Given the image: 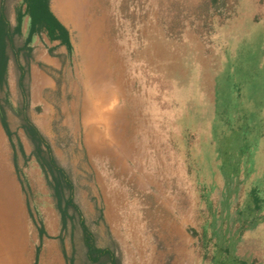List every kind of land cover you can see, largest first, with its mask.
Segmentation results:
<instances>
[{
    "label": "rangeland",
    "instance_id": "374dc122",
    "mask_svg": "<svg viewBox=\"0 0 264 264\" xmlns=\"http://www.w3.org/2000/svg\"><path fill=\"white\" fill-rule=\"evenodd\" d=\"M19 1L0 6L14 26L30 5ZM224 1L217 9L212 0H84L81 21L66 22L75 42L69 63L47 71L56 87L34 86L30 74L28 113L71 174L98 245L111 243L109 231L123 264H264V0ZM23 20L21 40L29 10ZM9 68L13 136L0 118V241L18 240L6 246L13 264L38 256L55 264L61 215L38 161L19 151V140L27 156L33 147L21 127L14 58ZM63 236L66 262L85 264L78 236Z\"/></svg>",
    "mask_w": 264,
    "mask_h": 264
},
{
    "label": "trees",
    "instance_id": "16d2710c",
    "mask_svg": "<svg viewBox=\"0 0 264 264\" xmlns=\"http://www.w3.org/2000/svg\"><path fill=\"white\" fill-rule=\"evenodd\" d=\"M2 2H4V0H0V6H2ZM29 3L28 10L30 11L31 28L27 38L24 40H21V38H23L22 22L24 21L25 15L28 14V10L18 15L16 26L11 23L9 9H7L6 15H3L0 11V118L2 124L8 135L12 137L13 133L9 127L6 111L9 99L5 92H7L9 86L10 62L14 58L20 71L19 87L23 98L19 113L21 127L28 137L33 149L30 156H27L25 147L20 140L18 141V148L26 159L35 157L48 178L57 209L61 215L62 235L60 239L62 245L65 244L63 234H67L69 237L72 236L74 239L78 236L79 242H77V245L75 243V249L76 246H80L84 250L83 256L85 258V264H123L122 256L118 254L119 244L113 239L110 232H108V240H110L111 243L104 247L98 245L99 237L97 232L90 226L87 219H85L81 207L75 200V185L71 178V174L61 165L49 139L32 121L28 113L31 102V91L29 87L30 66L34 51V47L31 44L34 36L46 32L52 41L62 40L64 37L62 40L63 43L67 44L70 51L73 48L67 37L64 26L50 11L49 0H29ZM212 3L217 9L226 6L224 0H212ZM18 42L20 44L19 46ZM19 58L20 60L24 58L26 64H20ZM37 110L39 111L40 107H37ZM260 191L259 188L255 187L251 192L257 204L256 206L259 209L262 208ZM103 218V214L100 213V219L102 220ZM46 233L45 227L40 226V237L45 236ZM193 233L198 235V232L194 229ZM40 250L41 247L39 246L37 250L38 254ZM64 250L65 253H67L66 249ZM256 261L257 260H254L251 263L244 261L245 263L243 264H256ZM68 264H75L71 257H68Z\"/></svg>",
    "mask_w": 264,
    "mask_h": 264
},
{
    "label": "crops",
    "instance_id": "0c3cea01",
    "mask_svg": "<svg viewBox=\"0 0 264 264\" xmlns=\"http://www.w3.org/2000/svg\"><path fill=\"white\" fill-rule=\"evenodd\" d=\"M52 8H53V6H52ZM53 10H54V8H53ZM57 15H58L59 18H57V17L56 18L64 26V28L66 30V31L65 30L64 31L66 32L67 37H68V39L71 42L72 47H73L74 46V38H73L72 30L70 29L68 24L61 19L60 15L58 13H57ZM26 16L27 15H25V17ZM17 18H18V15H17ZM43 35L44 36L46 35L48 41H46V43L43 44L41 48H38V46L36 45L37 44L36 43V39H39V38L43 37ZM63 39H64V37H63ZM62 40L52 41L50 39V37L48 36V33H46V32H44L42 34H36L34 36L33 42L31 44L34 47L33 60H31V66H30V74H31L32 79L34 78L33 79L34 86L36 85L37 87H41L43 85V86H50L51 88H55L56 87V83L52 82L50 77L47 75V71L50 70V68H54V69H57V70L62 69L64 67V65L69 63V61H68L69 58L68 57L71 55V53L74 50V47H73L72 50L70 51L68 49L67 44L63 43ZM55 244H56V248L52 249V253L53 254H52L51 262L54 261L55 264H68L67 263L68 261L66 262V255L64 254L62 241H58ZM51 245H53V244L50 243V246ZM57 252L60 253V254H58ZM62 256L65 259H63ZM38 257H36V258L38 259ZM37 259H36L35 264L39 263Z\"/></svg>",
    "mask_w": 264,
    "mask_h": 264
},
{
    "label": "bare ground",
    "instance_id": "6f19581e",
    "mask_svg": "<svg viewBox=\"0 0 264 264\" xmlns=\"http://www.w3.org/2000/svg\"><path fill=\"white\" fill-rule=\"evenodd\" d=\"M19 1V0H18ZM84 2V0H53V8H54V10L60 15V17H61V19L64 21V22H68L70 19H71V16L73 15V17H74V19H76V21H81V16H82V14H83V10H82V8H83V2ZM19 3H20V1H19ZM64 3V4H63ZM18 4V3H17ZM19 9V8H18ZM17 15V14H16ZM15 15V16H16ZM17 18V17H16ZM23 23V22H22ZM21 24V23H20ZM79 24V23H78ZM21 26V25H20ZM76 33V32H75ZM78 41V40H77ZM75 43V42H74ZM77 46V45H76ZM74 47V46H73ZM76 48V47H75ZM80 48V47H79ZM48 50V49H47ZM77 51V50H76ZM86 51V50H85ZM69 56V55H68ZM85 57V56H84ZM69 58V57H68ZM44 59V58H43ZM51 63V62H50ZM47 64V63H46ZM45 64V65H46ZM78 64V63H77ZM49 66V65H48ZM80 69V68H79ZM112 70V69H111ZM81 71V70H80ZM73 75H74V73H73ZM104 76V75H103ZM69 80V79H68ZM108 80V79H107ZM112 81V80H111ZM68 82V81H67ZM170 84V83H169ZM123 85V84H122ZM122 87V86H121ZM97 90V89H96ZM169 90V89H168ZM103 91V90H102ZM86 94V93H85ZM110 95V94H109ZM126 95V94H125ZM135 95V94H134ZM115 96V95H114ZM86 98V97H85ZM134 98V97H133ZM136 98V97H135ZM156 98V97H155ZM107 100L109 99V98H106ZM157 99V98H156ZM110 103V102H109ZM120 103V102H119ZM132 104H133V102H131ZM98 105H99V103H98ZM70 106V105H69ZM68 107V106H67ZM109 108V107H108ZM111 108V107H110ZM163 109H164V107H163ZM128 110V109H127ZM109 111V110H108ZM87 112V111H86ZM150 113V112H149ZM150 114H152V113H150ZM154 115H156V114H154ZM79 117H80V114H79ZM70 121V120H69ZM131 122V121H130ZM72 124V123H71ZM129 124V123H128ZM81 125V124H80ZM126 127V126H125ZM134 128V127H133ZM75 129V128H74ZM101 129V128H100ZM125 129V128H124ZM73 130V129H72ZM102 130V129H101ZM47 131V130H46ZM74 131V130H73ZM82 131V130H81ZM127 131H128V129H127ZM134 132V131H133ZM124 133V132H123ZM129 133V132H128ZM178 134V133H177ZM103 135V134H102ZM179 135V134H178ZM81 136V135H80ZM134 138V137H133ZM180 139H183V138H181V137H179ZM81 139V138H80ZM82 140V139H81ZM120 141V140H119ZM131 141V140H130ZM182 141V140H181ZM0 142H1V139H0ZM126 142H127V140H126ZM111 144V143H110ZM124 147V146H123ZM128 147V146H127ZM126 147V148H127ZM80 150V149H79ZM85 150V149H84ZM117 150V149H116ZM127 150V149H126ZM183 150V149H182ZM129 152V151H128ZM195 153V152H194ZM83 154H84V152H83ZM124 154V153H123ZM185 154V153H184ZM83 156V155H82ZM86 156H89V155H86ZM107 156V155H106ZM192 157H193V155H192ZM186 159H187V157H185ZM194 158V157H193ZM99 159V158H98ZM195 159V158H194ZM97 160V159H96ZM95 160V161H96ZM100 160V159H99ZM106 160V159H105ZM196 161V160H195ZM186 163H187V161H186ZM190 163V162H189ZM197 163V162H196ZM79 164V163H78ZM80 165V164H79ZM185 166L187 167V165L185 164ZM76 167H77V165H76ZM109 168V167H108ZM111 168V167H110ZM89 169H90V167H89ZM95 169V168H94ZM87 170V169H86ZM193 170V169H192ZM96 172V171H95ZM94 172V173H95ZM187 172H188V168H187ZM92 173V172H91ZM97 173V172H96ZM93 174V173H92ZM192 178V177H191ZM190 178V179H191ZM187 180H188V176H187ZM190 181V180H189ZM99 182V181H98ZM189 184H190V182H189ZM91 185V184H90ZM196 187H197V185H195ZM3 188V187H2ZM199 188V187H198ZM186 189V188H185ZM4 190V189H3ZM5 191V190H4ZM112 192V191H111ZM199 193V192H198ZM193 194V193H192ZM197 195V194H196ZM12 196V195H11ZM194 196H195V194L193 195V198H194ZM155 197V196H154ZM196 197V196H195ZM199 198V197H198ZM117 199V198H116ZM120 199V198H119ZM200 199V198H199ZM196 200V199H195ZM102 201V200H101ZM100 201V202H101ZM200 201V200H199ZM5 202V201H4ZM7 204V203H6ZM122 204V203H121ZM9 205V204H8ZM109 205V204H108ZM198 205H199V202H198ZM201 205V204H200ZM6 206V205H5ZM8 207V206H7ZM200 207V206H199ZM13 208H14V206H13ZM7 209V208H6ZM11 209V208H10ZM159 209V208H158ZM194 209H197V207L196 208H194ZM200 209V208H199ZM11 211V210H10ZM198 211V210H197ZM2 212V211H1ZM120 212V211H119ZM157 212V211H156ZM121 213V212H120ZM16 214V213H15ZM110 216V215H109ZM5 217V216H4ZM10 217V216H9ZM16 217V216H15ZM9 219V218H8ZM13 219H14V217H13ZM11 220V219H10ZM9 220V221H10ZM18 220V219H17ZM180 220V219H179ZM178 220V221H179ZM202 220V219H201ZM187 221V220H186ZM19 222V221H18ZM180 222V221H179ZM10 223V222H9ZM17 223V222H16ZM20 223V222H19ZM18 223V224H19ZM191 224H192V222H191ZM9 225V224H8ZM108 227V226H107ZM183 227V226H182ZM17 228V227H16ZM15 228V229H16ZM19 228V227H18ZM18 228H17V231H19L18 230ZM1 229V228H0ZM107 229H109V228H107ZM182 229V228H181ZM103 230V229H102ZM106 230V229H105ZM12 231V230H11ZM11 231H9V232H11ZM109 232V231H108ZM18 233V232H17ZM17 233H15V234H17ZM0 234H1V231H0ZM182 234V233H181ZM16 236H18V235H16ZM12 239V240H11ZM205 240V239H204ZM20 241H22V240H20ZM2 242L4 243H2L1 244V241H0V264H13V262H12V260H13V257H14V255H16L15 253H13V250L11 251L10 249L8 250V253L7 252H5L6 251V246H9V245H11V246H14V245H16V246H18V244H17V242H18V240H17V242H16V239L15 238H12V237H10V238H6V239H4V240H2ZM188 245V244H187ZM178 246V245H177ZM187 247V246H186ZM16 250V249H15ZM178 251V250H177ZM12 253L14 254V255H12ZM8 256H12V257H8ZM189 255H187V257H188ZM20 259V258H19ZM168 261V260H167ZM172 261V260H171ZM170 263V262H169Z\"/></svg>",
    "mask_w": 264,
    "mask_h": 264
}]
</instances>
